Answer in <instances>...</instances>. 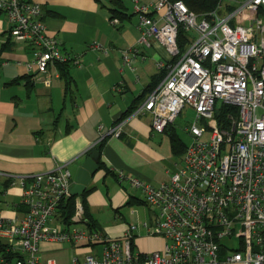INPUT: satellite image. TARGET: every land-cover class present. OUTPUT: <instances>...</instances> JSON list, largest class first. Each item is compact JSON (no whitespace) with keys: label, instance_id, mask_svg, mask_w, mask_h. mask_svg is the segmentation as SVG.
<instances>
[{"label":"built area","instance_id":"obj_1","mask_svg":"<svg viewBox=\"0 0 264 264\" xmlns=\"http://www.w3.org/2000/svg\"><path fill=\"white\" fill-rule=\"evenodd\" d=\"M133 10L138 44L150 47L155 41L168 55L158 64L164 76L133 114L149 113L151 130L163 132L186 105L195 113L184 127L191 141L167 181L153 186L119 173L155 209L152 219L129 224L120 238H110L87 228L76 196L72 220L83 227L70 230L59 213L73 184L69 170L23 176L14 214L0 210V264H57L40 255L43 242L71 243L76 253L69 264H264V0H221L205 17L177 0H135ZM0 13L10 38L32 55L17 65L49 87L60 75L50 67L67 58L41 19L40 3L0 0ZM179 28L189 39L183 52ZM92 48L108 50L98 43ZM220 104L235 113L225 111L222 121L216 117ZM0 177L12 178L2 172ZM139 228L163 238V246L133 251ZM96 245L98 253L92 250ZM85 246L88 252L81 251Z\"/></svg>","mask_w":264,"mask_h":264},{"label":"crops","instance_id":"obj_2","mask_svg":"<svg viewBox=\"0 0 264 264\" xmlns=\"http://www.w3.org/2000/svg\"><path fill=\"white\" fill-rule=\"evenodd\" d=\"M37 1L46 29L67 58L69 87L66 89L61 75L53 76L46 87L34 81L23 65H17V61L32 59V55L10 38V25L0 13V172L15 179L7 186L0 177L4 195L0 210L9 216L14 214L13 206L22 190L17 183L20 177L66 168L74 182L83 156L104 140L99 153L103 168L99 165L87 184L86 189L92 190L86 200L97 230L120 238L129 224L141 222L139 218L130 221L120 216V208L131 197L138 198L134 191H140L127 178L121 179L120 171L157 186L167 181L175 165L169 168L174 157L170 139L164 132L151 130V115L128 111L135 100L137 107L142 105L151 76L158 73V64L166 62L168 55L155 41L150 47L138 44L135 0H121L128 14L124 20L110 18L112 0ZM6 40L12 44L4 49ZM96 43L108 50L92 48ZM50 70H58L57 64ZM115 127H119L118 135L112 133ZM152 217L153 213L150 220ZM63 244L73 248L71 243ZM163 244V238L148 236L143 228L137 229L133 238L134 248L140 253L159 250ZM94 247L93 252L98 253ZM89 249L85 246L81 251ZM52 251L66 253L67 249L61 243L40 244L42 257H52ZM71 256L64 263H56L69 264Z\"/></svg>","mask_w":264,"mask_h":264},{"label":"trees","instance_id":"obj_3","mask_svg":"<svg viewBox=\"0 0 264 264\" xmlns=\"http://www.w3.org/2000/svg\"><path fill=\"white\" fill-rule=\"evenodd\" d=\"M172 1H176V0H172ZM177 1H182L190 11L196 13L199 17H205L206 15H208L210 12H212L216 8L217 4L221 0H177ZM112 3L114 4V6L110 7L109 9L111 13L110 15L111 19L118 17L120 18V20H124L125 18L128 17V14L125 13L122 9L121 0H112ZM228 10H231V8H228ZM41 19L43 20V12H42ZM188 41L189 39H188L187 33L183 29L179 28L178 35H177V43H178L180 52H183L185 50V47ZM11 44L12 43L9 40H6V42L3 44L2 47L5 49L7 46H10ZM57 67H58V71L60 72L61 77L65 78V85L67 89L69 87V81H70L68 79L69 75H68L67 64L60 63V64H57ZM164 74H165V71L162 69L161 70L159 69L158 73L152 75L150 78L149 84L146 86L145 91L143 92L142 96L146 95V93L148 94L149 92H151L157 86V84L162 79ZM23 77L28 78V75H25ZM136 102H137L136 100L133 101V104L128 109V111L132 112L137 108ZM227 110L232 111L233 113H235L236 111V109L231 106L220 104L218 111L216 112V117H219L222 121H224L225 116H226L225 111ZM175 122L173 124L167 125L164 128L163 132L170 139L173 156L176 158H180L185 150L186 143L180 139V136L176 130ZM103 144H104V140H101L99 143L96 144V149L98 150L99 153L101 151ZM98 164L100 165V167L103 168V165L101 162H99V159H98ZM107 172L108 171L106 169V173ZM11 181H12V178H5V179L3 178V185L8 186L11 184ZM7 186L5 190L8 189ZM91 190H92L91 188L85 189V191L79 196V199H80V202L83 208L84 220L87 221L88 229L92 231V230H97V224L95 223V221L91 218L89 214L88 204L86 200L87 194ZM75 199L76 197L69 196L59 206L60 207L59 213L62 218V221L67 225H70L73 223L72 216L75 212ZM143 203L145 204L143 200L136 198V197H131L125 205L143 204ZM131 249L133 251L136 250L134 248L133 241L131 242Z\"/></svg>","mask_w":264,"mask_h":264},{"label":"rangeland","instance_id":"obj_4","mask_svg":"<svg viewBox=\"0 0 264 264\" xmlns=\"http://www.w3.org/2000/svg\"><path fill=\"white\" fill-rule=\"evenodd\" d=\"M135 16H137V15H135ZM191 36L194 37L195 34L194 35L192 34ZM162 47L164 48V51H166V53H167L166 48L164 46H162ZM217 103H219V102H217ZM194 118H195V113L193 112V110L190 107H188L186 105L184 107V109L182 110V112L180 113V115L178 116L176 122H175L177 133L179 134L180 139L183 142H185L186 144L190 143L191 137L184 130V127H186L189 123H192L194 121ZM171 162H172V166H170L169 168H172L174 163L179 164L180 163V159H178L176 157H173L171 159ZM173 169L174 168H172L171 171ZM140 191L135 190L134 192L137 194L138 198L144 199L143 198V193H141ZM0 198H4V195L2 194V187L1 186H0ZM8 198H9V196L6 197V199H8ZM3 207L4 206H0V209L3 208ZM154 212H155L154 208H151V207H149L148 205H146L144 203L143 204L124 205V206H122L120 208V216H123L125 218L130 219V221L133 220V219L139 218L140 219V220L138 219L139 221H148L149 222L150 218L152 216V213H154ZM134 222H136V221L134 220ZM68 226H69L68 229H70V230H72L74 228H82L83 227L81 223H74V224L72 223V224H70ZM62 227H64V226L62 225ZM97 231H99V230H97ZM63 243L64 242H62L61 244L63 245V248L67 249L66 253L65 252H54V251H52L50 255L52 257L54 256V258H56L57 260H55L52 257H49V258L54 259L56 262L57 261H61V263H64L65 260H67L69 258V256H71V255L76 253L74 247L72 248L69 244H63ZM96 248H98V250H100L101 246L100 245H96L94 247V249H96ZM40 255H41V252H40ZM45 258H48V257H45Z\"/></svg>","mask_w":264,"mask_h":264},{"label":"water","instance_id":"obj_5","mask_svg":"<svg viewBox=\"0 0 264 264\" xmlns=\"http://www.w3.org/2000/svg\"><path fill=\"white\" fill-rule=\"evenodd\" d=\"M83 153L79 156V158ZM98 150L93 147L90 151L83 156L82 163L77 169V173L74 182L70 189V196H80L86 189L87 184L91 181L96 171L99 169Z\"/></svg>","mask_w":264,"mask_h":264}]
</instances>
